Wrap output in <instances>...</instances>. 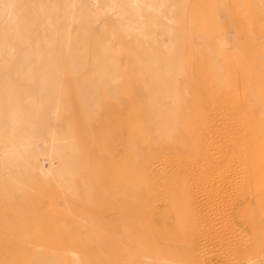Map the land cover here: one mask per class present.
Masks as SVG:
<instances>
[{
  "label": "rangeland",
  "instance_id": "374dc122",
  "mask_svg": "<svg viewBox=\"0 0 264 264\" xmlns=\"http://www.w3.org/2000/svg\"><path fill=\"white\" fill-rule=\"evenodd\" d=\"M0 264H264V0H0Z\"/></svg>",
  "mask_w": 264,
  "mask_h": 264
},
{
  "label": "bare ground",
  "instance_id": "6f19581e",
  "mask_svg": "<svg viewBox=\"0 0 264 264\" xmlns=\"http://www.w3.org/2000/svg\"><path fill=\"white\" fill-rule=\"evenodd\" d=\"M229 113V112H228ZM210 117V116H209ZM213 121V120H212ZM216 122V121H215ZM213 123H214V121H213ZM221 124V123H220ZM223 129V128H222ZM216 130V129H215ZM217 132V131H216ZM208 135V134H207ZM212 136V135H211ZM215 136V135H214ZM221 137V136H220ZM211 139V138H210ZM221 140V139H220ZM201 141H202V139H201ZM200 141V142H201ZM205 142H206V140H205ZM239 142V141H238ZM206 143H208V142H206ZM219 144V143H218ZM211 146V145H210ZM208 147V146H207ZM212 150H213V148H212ZM220 156V155H219ZM200 174V173H199ZM220 175H221V173H220ZM231 183V182H230ZM229 183V184H230ZM219 185V184H218ZM226 185V184H225ZM231 186V185H230ZM212 189V188H211ZM220 193V192H219Z\"/></svg>",
  "mask_w": 264,
  "mask_h": 264
}]
</instances>
